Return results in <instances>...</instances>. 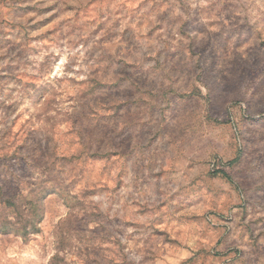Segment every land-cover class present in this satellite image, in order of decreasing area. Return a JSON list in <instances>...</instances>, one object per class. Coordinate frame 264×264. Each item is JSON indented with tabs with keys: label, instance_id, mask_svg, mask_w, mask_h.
<instances>
[{
	"label": "rangeland",
	"instance_id": "rangeland-1",
	"mask_svg": "<svg viewBox=\"0 0 264 264\" xmlns=\"http://www.w3.org/2000/svg\"><path fill=\"white\" fill-rule=\"evenodd\" d=\"M0 264H264V0H0Z\"/></svg>",
	"mask_w": 264,
	"mask_h": 264
},
{
	"label": "trees",
	"instance_id": "trees-1",
	"mask_svg": "<svg viewBox=\"0 0 264 264\" xmlns=\"http://www.w3.org/2000/svg\"><path fill=\"white\" fill-rule=\"evenodd\" d=\"M24 231H25L24 232V237L27 238L29 233H28V231L26 229H24Z\"/></svg>",
	"mask_w": 264,
	"mask_h": 264
}]
</instances>
